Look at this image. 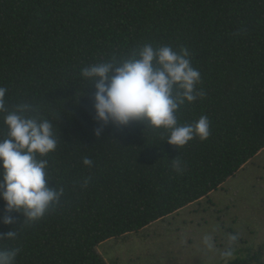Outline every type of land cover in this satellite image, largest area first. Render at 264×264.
<instances>
[{
	"label": "trees",
	"instance_id": "16d2710c",
	"mask_svg": "<svg viewBox=\"0 0 264 264\" xmlns=\"http://www.w3.org/2000/svg\"><path fill=\"white\" fill-rule=\"evenodd\" d=\"M144 44L190 52L205 95L176 115L180 124L206 115L207 140L179 149L165 129L138 122L95 135L96 89L81 69ZM0 87L9 110L33 105L52 122L58 145L44 159L50 186L64 189L34 223L13 212L3 224L0 197V234L18 232L0 248H18L16 264H108L101 244L202 201L264 151V0H0ZM177 157L183 174L172 167Z\"/></svg>",
	"mask_w": 264,
	"mask_h": 264
},
{
	"label": "clouds",
	"instance_id": "9594fccd",
	"mask_svg": "<svg viewBox=\"0 0 264 264\" xmlns=\"http://www.w3.org/2000/svg\"><path fill=\"white\" fill-rule=\"evenodd\" d=\"M187 48L175 50L170 45L144 44L130 57L100 62L81 69V76L95 86V118L102 126L95 130L101 136L103 126L112 123L126 127L138 122L147 129H165V142L179 149L199 137L207 140L211 123L202 115L195 123L180 124L176 113L180 107L205 95L197 85L201 73L191 63ZM7 89L0 87V113L8 132L0 140V197L6 202L2 223L11 225L13 212L22 213L26 223L42 219L59 205L64 189L50 186L49 161L44 159L57 149L58 140L50 120L38 118L33 105L19 104L12 110L6 107ZM145 132V131H144ZM85 165L92 161L84 159ZM172 167L183 174L184 164L179 157L172 159ZM13 230L0 234V240L16 239ZM236 242L238 234L230 235ZM211 248V237H204ZM18 248H0V264H16ZM223 255L231 257L230 247Z\"/></svg>",
	"mask_w": 264,
	"mask_h": 264
},
{
	"label": "rangeland",
	"instance_id": "374dc122",
	"mask_svg": "<svg viewBox=\"0 0 264 264\" xmlns=\"http://www.w3.org/2000/svg\"><path fill=\"white\" fill-rule=\"evenodd\" d=\"M97 250L108 264H264V151L209 197Z\"/></svg>",
	"mask_w": 264,
	"mask_h": 264
}]
</instances>
